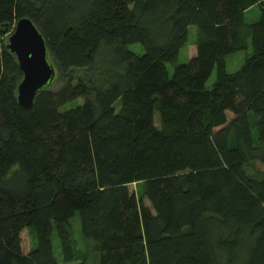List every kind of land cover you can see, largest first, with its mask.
<instances>
[{
    "label": "trees",
    "instance_id": "1",
    "mask_svg": "<svg viewBox=\"0 0 264 264\" xmlns=\"http://www.w3.org/2000/svg\"><path fill=\"white\" fill-rule=\"evenodd\" d=\"M24 17L61 76L31 108ZM0 264H264V0H0Z\"/></svg>",
    "mask_w": 264,
    "mask_h": 264
},
{
    "label": "water",
    "instance_id": "2",
    "mask_svg": "<svg viewBox=\"0 0 264 264\" xmlns=\"http://www.w3.org/2000/svg\"><path fill=\"white\" fill-rule=\"evenodd\" d=\"M8 47L16 54L24 73L18 87L19 103L31 108L37 94L53 82L56 67L49 59L43 34L29 17L18 20Z\"/></svg>",
    "mask_w": 264,
    "mask_h": 264
},
{
    "label": "rangeland",
    "instance_id": "3",
    "mask_svg": "<svg viewBox=\"0 0 264 264\" xmlns=\"http://www.w3.org/2000/svg\"><path fill=\"white\" fill-rule=\"evenodd\" d=\"M260 18V9L258 7H253L249 10L246 11L245 13V19L247 23H253L255 21H257ZM188 32H189V42L187 43V45H185L179 54V63H187L189 62V60L191 59L194 50L196 51V37H197V33H198V28L196 25H190L188 28ZM9 39V38H8ZM129 48L139 54H143L145 52V49L143 47L142 44L140 43H134V44H130ZM252 53V46H251V41L249 40V45L248 48L245 50H240L234 53H231L227 56L226 59V68L229 72H234L236 70H238L242 64L244 63L246 57L248 54ZM168 69H169V73L170 75L173 74L174 71V66L172 64H167ZM60 73L58 71V69L56 68V76L53 80L52 83V87L57 89L59 84L61 83V79H60ZM217 77V69L215 68V70L213 71L209 81H208V85H212V83L216 80ZM82 103V100H75L71 103L66 104L65 106H63L61 109L65 110L68 109L72 106H76L78 104ZM157 124H159L158 119L156 120ZM131 190H137V184H133L130 186ZM73 225L75 226L74 228V239H76L78 241V246H83L84 245V241H83V236L80 230V225L77 222L74 221ZM21 237H22V246H23V250L25 253H28L30 251L31 246H33L35 244V239L36 237L33 234V231H31L30 228H25L23 230V232L21 233ZM53 242H54V251H55V255L59 258V260H61V245H60V241L59 238L55 235L53 238Z\"/></svg>",
    "mask_w": 264,
    "mask_h": 264
}]
</instances>
